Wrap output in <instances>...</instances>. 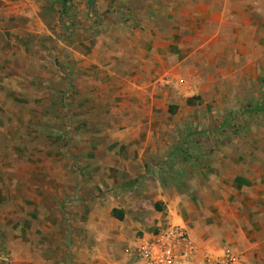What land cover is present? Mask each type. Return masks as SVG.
Here are the masks:
<instances>
[{
	"label": "rangeland",
	"instance_id": "1",
	"mask_svg": "<svg viewBox=\"0 0 264 264\" xmlns=\"http://www.w3.org/2000/svg\"><path fill=\"white\" fill-rule=\"evenodd\" d=\"M263 80L264 0H0V264H116L117 210L183 227L188 264H264Z\"/></svg>",
	"mask_w": 264,
	"mask_h": 264
},
{
	"label": "crops",
	"instance_id": "2",
	"mask_svg": "<svg viewBox=\"0 0 264 264\" xmlns=\"http://www.w3.org/2000/svg\"><path fill=\"white\" fill-rule=\"evenodd\" d=\"M119 55H121V51L118 52ZM133 56H135V53H133ZM140 55V54H137ZM146 58H152V59H158L161 58L160 56H145ZM155 63V64H153ZM151 65H161L160 63H156V60L152 62ZM154 67V66H151ZM155 72L158 73L159 70H163V65L159 66V68H155L154 69ZM154 72V73H155ZM160 73H158L159 75ZM152 76V75H151ZM150 76V77H151ZM156 79L155 81L152 80V78H149L148 76H146V78L142 79H138V78H125L126 82H123V88L121 89H127V90H151V91H157L158 89V83L157 80H161V74L160 76H158V78L156 76H154ZM130 79V80H129ZM161 83V82H160ZM119 88V87H117ZM148 107V106H147ZM149 111V108L147 110V113ZM150 152L153 151L152 153H157V150H149ZM148 150H146L145 152H148ZM162 151L160 150V154L162 155ZM136 155L138 154V156H136L134 159H132V162H137L134 163V165L136 166L135 169L140 168L139 163H140V159H141V154L142 153H135ZM145 156H147L145 154ZM144 159V157L142 158ZM133 165V164H132ZM131 170H133V167L130 168ZM132 182L134 181L131 185H127L128 182ZM150 179H146L143 181V186L142 189L140 191V194L138 196H136L137 198L140 197L141 200H150V199H154L155 201L161 200L163 202H167V206H170L169 204H171L172 207L179 205L178 206V211L181 212V215H178L181 219H183L185 221V227L187 229V231L189 232V234L193 235V236H198L201 234H205V227H207V225L205 224V222H203L201 220V215L200 214H195L192 213L190 214L189 209H184L185 208V203L182 202L179 203V201L177 199H171L170 196H168L167 193L162 192L161 194V189L158 188L157 185H152L150 184ZM226 180H224V182L220 181L219 183V195L215 196V203H221V202H225L227 201L228 198V194L232 193L235 194L238 192L237 189L233 188V185L228 186V183L225 182ZM140 181L138 180V178H133L130 180H127L125 182H123L119 188L122 190L125 189H129V190H133L134 188H136L137 186H139ZM236 186V185H235ZM209 190L211 189L210 186ZM234 189V190H233ZM180 197H184V195H180L178 196ZM175 208V207H174ZM170 209V208H169ZM123 210H117V213H115V216L117 217V214L121 213L122 214V218L117 220V218H110L109 220H107V223L109 224H113L112 226H109V228L107 230L104 231V233L102 234V237H106V241L109 244L110 250L113 249L115 251L116 254V259H115V263L117 264V262H123L125 261L124 259H126L128 262H126L127 264H146L145 261L143 260H137V261H132V257H131V250L137 246L139 244V242L143 239H149L153 236V233L155 232V229L158 228L161 224V222L159 221V219L153 220L151 224L147 223V222H140L138 220V211H135L134 213H130L129 210L122 212ZM160 212H158L159 214ZM123 221L120 224H115L117 222L115 221ZM171 222H174L173 220ZM229 227V226H226ZM225 227V228H226ZM213 234V232H212ZM103 241L104 238H103ZM193 246V245H192ZM124 248V250H123ZM117 261V262H116ZM108 264H110L109 261H107ZM92 264H94L92 262ZM185 264H188V260L186 261Z\"/></svg>",
	"mask_w": 264,
	"mask_h": 264
},
{
	"label": "built area",
	"instance_id": "3",
	"mask_svg": "<svg viewBox=\"0 0 264 264\" xmlns=\"http://www.w3.org/2000/svg\"><path fill=\"white\" fill-rule=\"evenodd\" d=\"M186 233L180 225L168 224L151 238L141 240L131 250V259L146 264H185L194 252ZM228 254L229 261L236 260V256Z\"/></svg>",
	"mask_w": 264,
	"mask_h": 264
},
{
	"label": "trees",
	"instance_id": "4",
	"mask_svg": "<svg viewBox=\"0 0 264 264\" xmlns=\"http://www.w3.org/2000/svg\"><path fill=\"white\" fill-rule=\"evenodd\" d=\"M88 1L90 2L91 0H88ZM66 11H67L66 9H63L64 13H66ZM262 94L264 95V92ZM263 95H260L259 99L256 100L257 104L255 103L256 104L255 106H249V109H251V111L258 110L259 112L260 111L264 112V96ZM133 182L134 181H132V182L130 181V182L127 183V185H131ZM117 218L121 219L122 218V214L121 213L117 214Z\"/></svg>",
	"mask_w": 264,
	"mask_h": 264
}]
</instances>
